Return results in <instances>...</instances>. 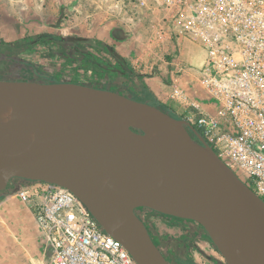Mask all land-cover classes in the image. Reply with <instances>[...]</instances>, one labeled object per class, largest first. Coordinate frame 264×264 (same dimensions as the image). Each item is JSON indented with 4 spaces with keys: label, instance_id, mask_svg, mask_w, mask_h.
I'll use <instances>...</instances> for the list:
<instances>
[{
    "label": "water",
    "instance_id": "obj_1",
    "mask_svg": "<svg viewBox=\"0 0 264 264\" xmlns=\"http://www.w3.org/2000/svg\"><path fill=\"white\" fill-rule=\"evenodd\" d=\"M14 180L70 190L138 264H171L139 209L197 223L226 264H264V201L195 126L117 91L0 79V194Z\"/></svg>",
    "mask_w": 264,
    "mask_h": 264
},
{
    "label": "built area",
    "instance_id": "obj_2",
    "mask_svg": "<svg viewBox=\"0 0 264 264\" xmlns=\"http://www.w3.org/2000/svg\"><path fill=\"white\" fill-rule=\"evenodd\" d=\"M132 2L154 17V29L206 51L207 66L198 71L206 104L191 103L181 87L173 96L186 108L182 119L264 201V0ZM17 195L45 243L46 264H138L67 188L24 182Z\"/></svg>",
    "mask_w": 264,
    "mask_h": 264
},
{
    "label": "rangeland",
    "instance_id": "obj_3",
    "mask_svg": "<svg viewBox=\"0 0 264 264\" xmlns=\"http://www.w3.org/2000/svg\"><path fill=\"white\" fill-rule=\"evenodd\" d=\"M153 18L136 9L132 0H0V76L15 67L14 61L20 59L34 64L45 74L46 77H41L45 83L55 80L79 83L114 90L139 100L142 80L133 74L132 62L121 65L110 48L118 53L126 50L129 60L135 56L133 54L142 56L156 48L160 58L158 64L141 60L140 70L148 65V74L155 69L160 72L159 66L166 62L170 75L172 72L175 75V82L171 80L170 85L184 88L191 96V103L199 102L204 97V88L199 83L197 71L207 66L206 51L192 41L179 39L175 33L152 28ZM43 34L62 36L64 40H35ZM68 37L77 39L72 41ZM178 101L182 112H171L173 117L182 118L186 108ZM209 111L213 110L210 108ZM149 222L163 230V237L171 234L177 240L185 238L186 247L182 253L187 255L188 262L219 264L206 254L202 245L197 244L203 237L207 239L197 223L184 221L175 226L160 218ZM35 238L21 248L9 246L7 240L1 238L0 264H6L8 255L12 264H25V253L29 252L31 261L29 258L28 264H44L42 239ZM175 250L180 251L177 243ZM223 261L225 263L224 258Z\"/></svg>",
    "mask_w": 264,
    "mask_h": 264
},
{
    "label": "crops",
    "instance_id": "obj_4",
    "mask_svg": "<svg viewBox=\"0 0 264 264\" xmlns=\"http://www.w3.org/2000/svg\"><path fill=\"white\" fill-rule=\"evenodd\" d=\"M152 28L154 26L152 25ZM156 31V30H155ZM166 33V32H165ZM178 45L180 44L179 41L177 42ZM133 46V45H132ZM117 48V47H114ZM118 53V51H116ZM121 52V51H120ZM120 57L123 58L125 61V64H129L128 62H132L131 69L133 68V74H135L136 78L142 81H140V92L143 94V89L146 90V92L151 93L157 100L161 101L166 107H168L170 110H175L178 113L182 112L181 104L179 103L178 99L173 96V90L174 87L170 85L171 80L172 83L175 82V75L174 72L170 73L168 72L167 63L164 62L162 66H159L160 72H158L156 69L153 70L150 74L147 73V69H150V66L145 65L144 70L140 66L141 60L151 61L153 64H158L160 58L158 57L157 49L154 48L153 52H149V54H145L142 56H139L138 53L133 54L135 55L132 57L131 60H129V55L127 51L118 53ZM145 56V57H143ZM150 56V57H146ZM29 63V62H28ZM32 66L35 67L34 64L29 63ZM139 68L138 70L136 69ZM136 69V70H135ZM196 71V70H195ZM198 72V71H197ZM13 73L15 74H21L23 72H19L18 69H13ZM57 81V80H56ZM61 82V81H58ZM184 89V88H183ZM185 90V89H184ZM187 90V89H186ZM189 94V93H188ZM190 95V94H189ZM203 98L199 100V102L203 105V102L205 101L206 97L203 93ZM206 103H204L205 105ZM203 105V106H204ZM191 111H194L196 113L195 109H190ZM181 118V117H178ZM24 184L22 180H14L10 184V187L7 191L0 194V239L3 238L5 241L7 240V243L9 246H12L16 248L17 246L22 247V245H25L27 243L32 242V240L36 237L37 239H42L40 236V232L36 226V223L33 219V215L31 213V210L28 205L23 203L20 198L17 195V190ZM145 217V222L150 230V233L156 242V244L160 247L166 258L170 261L171 264H192L191 262L185 261L183 258H180L176 254V243H174L177 239L171 236V234H168L167 237H163V230L157 229L153 223L149 222L151 219H166L169 223L173 225H178L180 222H184L179 219H175L169 216L161 215L159 213H154L152 211H149L148 215H143ZM180 227V226H179ZM35 238V239H36ZM203 240L198 242L197 244L199 246H203V248L206 249V254H208L209 257L215 259L219 264H225L223 261V258L220 257L221 255L219 252L215 249V247L212 245L211 241L204 237ZM20 241L21 244L18 245V242ZM175 240V241H174ZM180 240V239H179ZM177 240V241H179ZM9 241V242H8ZM13 243H12V242ZM42 243L44 245V253H43V263L46 264L48 261V253L47 249L45 247V243L42 240ZM17 245V246H16ZM8 259L6 260V264H12L11 257L8 255ZM42 257V258H43ZM30 258V259H29ZM41 258V262H42ZM28 259L31 261V253H25V264H28Z\"/></svg>",
    "mask_w": 264,
    "mask_h": 264
},
{
    "label": "trees",
    "instance_id": "obj_5",
    "mask_svg": "<svg viewBox=\"0 0 264 264\" xmlns=\"http://www.w3.org/2000/svg\"><path fill=\"white\" fill-rule=\"evenodd\" d=\"M44 38H49V39L55 40V41L64 40V38L62 36L51 35V34L38 35L37 37H35V40H37V41L39 40L40 41V40H42ZM67 39L74 41L77 38L68 37ZM110 50L118 58V60L121 63V65H123L125 63L123 58L120 57L115 52V50H113L112 48H110ZM14 63H15V67L10 68L7 72H5V75L0 76V79L10 80V79H19L20 77H22L21 80H34V81H37V82H44V81L41 80V77H46L45 74L40 72L36 67H34L31 64H29L28 62L22 61L20 59L19 60L17 59L16 61H14ZM13 69H18L19 72H23L22 75L21 74H17L18 76L15 77V74L13 73ZM55 82H58V81L55 80ZM55 82L53 81L51 83H55ZM48 83H50V82H48ZM143 91H144L143 94H141V96L139 98H137V99H139L140 101L149 103L151 105L159 106L164 111L168 112L170 115H173V112H171V110L168 107H166L161 101L157 100L151 93L146 92L145 89H143ZM203 232L206 234V232L204 230H203ZM207 238H208V236H207Z\"/></svg>",
    "mask_w": 264,
    "mask_h": 264
},
{
    "label": "flooded vegetation",
    "instance_id": "obj_6",
    "mask_svg": "<svg viewBox=\"0 0 264 264\" xmlns=\"http://www.w3.org/2000/svg\"><path fill=\"white\" fill-rule=\"evenodd\" d=\"M114 91V90H113ZM149 211L148 209H139L138 212L142 215V217L145 219V217L143 215H148L149 214ZM146 221V220H145ZM177 243V249H179L180 251H177V255L180 257V258H183L185 261L188 262V258H187V255L182 253L184 250V248L186 247V245L184 244L185 242V238L184 239H180L179 241H175ZM184 247V248H183Z\"/></svg>",
    "mask_w": 264,
    "mask_h": 264
}]
</instances>
